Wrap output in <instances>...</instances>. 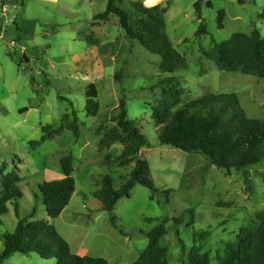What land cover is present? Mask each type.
Listing matches in <instances>:
<instances>
[{"label": "rangeland", "instance_id": "obj_1", "mask_svg": "<svg viewBox=\"0 0 264 264\" xmlns=\"http://www.w3.org/2000/svg\"><path fill=\"white\" fill-rule=\"evenodd\" d=\"M131 1L143 0H116V4L128 11ZM196 1H161L164 30L185 59L175 72L164 73L160 56L126 38L116 16L94 19L108 0H0V189L6 174L15 171L21 177L17 185L21 197L8 202L7 212L0 216V253L2 235L14 232L20 218H44L72 253L102 257L108 264H131L148 245L146 233L169 220L159 243L171 252L172 264H181L175 229L187 244L192 242V230L210 229L207 244H213L256 220L264 209V159L226 171L199 152L161 144L156 134L152 107L171 85L183 90L180 103L210 92H235L248 117L264 120V77L220 70L205 55L214 42L234 33L257 30L264 36L260 17L264 0H200L201 18L193 6ZM219 10L224 11L222 27L217 25ZM201 22L207 33L196 36ZM23 56L28 61H22ZM169 77L175 80L163 82ZM90 83L98 92L96 115L88 114L85 107ZM120 99L147 138L149 145L141 156L148 161L159 191L151 198L150 189L135 185L108 212L93 196L100 178L109 174L118 187L133 167V162L109 165L121 145L100 144L115 126ZM73 111L77 137L64 128L41 140L44 127L68 123ZM68 153L73 156L75 190L60 215L51 220L38 197V185L63 176L59 161ZM164 189L171 190L167 203ZM187 210H193L194 221L189 215L182 224L171 221ZM55 261L36 253H13L1 264Z\"/></svg>", "mask_w": 264, "mask_h": 264}, {"label": "trees", "instance_id": "obj_2", "mask_svg": "<svg viewBox=\"0 0 264 264\" xmlns=\"http://www.w3.org/2000/svg\"><path fill=\"white\" fill-rule=\"evenodd\" d=\"M196 14L201 15V2L194 4ZM116 16L126 38L137 40L148 51L160 56V71L173 73L185 63L184 57L174 48L166 34L164 8L160 4L147 6L140 1H131L128 11L108 0L102 13L94 19L108 20ZM264 19V8L260 13ZM224 11L217 12V25L223 26ZM206 26L201 22L195 35L206 34ZM205 55L220 70L240 72L257 78L264 77V36L254 30L250 34L234 33L228 39L214 42ZM22 61H28L23 56ZM169 77L165 83H172ZM183 90L169 86L163 90L161 99L152 107V119L161 144L170 145L184 152H199L221 169H245L264 159V120L248 117L235 92H210L180 103ZM86 111L98 113V92L95 84L90 83L85 92ZM115 126L101 139L100 144L107 147L118 143L119 154L108 162L109 165L123 167L133 162L118 187H115L109 174L99 180V188L93 196L100 202L102 210L112 211L116 202L129 194L135 185H142L153 193L155 187L150 175L148 161L141 156L142 149L149 145L146 136L140 132L135 120L128 117L124 99L119 100V111L114 116ZM64 128L71 129L74 136L79 135L78 119L72 112V119L57 128H43L41 140L60 134ZM38 145L39 141H33ZM63 176L44 181L38 185V197H41L49 219L57 218L68 204L74 190L73 156H63L60 161ZM21 177L12 171L2 179L0 189V216L8 208L7 203L21 197L18 183ZM170 189H164L165 203L169 201ZM16 214L17 209H15ZM35 213L33 209L31 216ZM185 215L194 221L193 210H187L171 221L176 224L185 222ZM29 216V217H31ZM114 218L112 217V220ZM165 220L146 233L147 247L131 264H172L171 252L160 245V239L167 234ZM113 224L114 220H113ZM187 222L186 226H188ZM179 243L181 264H264V209L256 220L247 221L231 237L213 244H207L210 229L192 230V242L186 243L175 229ZM3 250L0 264L13 253H36L42 259H55V264H108L102 257L77 255L71 252L68 242L60 235L56 227L46 219L27 221L20 218L15 231L4 233Z\"/></svg>", "mask_w": 264, "mask_h": 264}, {"label": "crops", "instance_id": "obj_3", "mask_svg": "<svg viewBox=\"0 0 264 264\" xmlns=\"http://www.w3.org/2000/svg\"><path fill=\"white\" fill-rule=\"evenodd\" d=\"M148 0H143L142 2L145 3V5L147 6H153V5H156V4H160L161 5V1L162 0H151L152 2L150 3H147Z\"/></svg>", "mask_w": 264, "mask_h": 264}, {"label": "bare ground", "instance_id": "obj_4", "mask_svg": "<svg viewBox=\"0 0 264 264\" xmlns=\"http://www.w3.org/2000/svg\"><path fill=\"white\" fill-rule=\"evenodd\" d=\"M150 2H152V1H151V0H148V1H147V3H150Z\"/></svg>", "mask_w": 264, "mask_h": 264}]
</instances>
